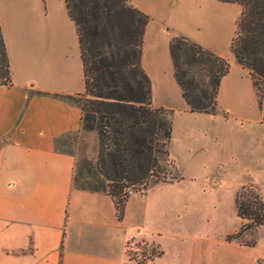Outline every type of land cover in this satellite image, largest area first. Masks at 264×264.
Masks as SVG:
<instances>
[{
    "label": "crops",
    "instance_id": "1",
    "mask_svg": "<svg viewBox=\"0 0 264 264\" xmlns=\"http://www.w3.org/2000/svg\"><path fill=\"white\" fill-rule=\"evenodd\" d=\"M16 1L0 0V22L7 13L13 26L12 32L2 29L10 79L0 84V264L264 262L255 242L225 238L236 227L202 245L189 233H170L190 239V245L174 246L168 253L161 232L145 227V211L132 215L133 195L116 219L107 194L72 185L73 157L57 150L55 142L79 129V106L64 97L83 89L74 24L63 0H55L60 5L41 0V8L30 0L25 22ZM259 123L264 126L261 115ZM129 233L134 241L153 244L158 253L142 263L129 259L124 248Z\"/></svg>",
    "mask_w": 264,
    "mask_h": 264
},
{
    "label": "rangeland",
    "instance_id": "2",
    "mask_svg": "<svg viewBox=\"0 0 264 264\" xmlns=\"http://www.w3.org/2000/svg\"><path fill=\"white\" fill-rule=\"evenodd\" d=\"M130 1L148 14L142 65L151 80L153 105L170 110L171 133L167 159L165 156L159 161L163 167L158 172L159 180L149 178L145 189L131 190L128 196L133 195L132 215L145 211V227L161 232L162 246L169 253L174 246L190 245V239L170 233H189L202 245L206 239L236 227L235 231L243 221L235 215L233 204L240 186H254L264 202V126L259 123L260 109L248 76L228 48L239 12L236 4L217 0ZM29 2L15 3L23 22L28 20ZM36 5L41 8V0ZM5 14L1 31L12 32V22ZM173 35L193 38L229 59L228 72L219 81L213 113L188 111L172 77L167 52V41ZM55 148L71 154L73 167L83 169L84 160L95 159L96 137L78 129L59 137ZM238 238L255 242L256 251L264 255V224L243 231ZM127 249L128 255L142 261L158 253L148 242L133 241ZM257 264L264 262L258 260Z\"/></svg>",
    "mask_w": 264,
    "mask_h": 264
},
{
    "label": "trees",
    "instance_id": "3",
    "mask_svg": "<svg viewBox=\"0 0 264 264\" xmlns=\"http://www.w3.org/2000/svg\"><path fill=\"white\" fill-rule=\"evenodd\" d=\"M217 1L240 7L228 48L234 61L247 69L264 122V0ZM63 4L74 24L83 81L82 92L64 97L79 106V129L92 132L97 142L94 161L84 160L83 169L73 167L72 185L107 194L120 219L128 191L145 189L149 178L158 181V172L163 171L159 161L168 156L170 110L153 105L151 80L142 65L148 15L129 0H63ZM167 52L188 111L213 113L220 78L228 72L227 59L184 35L171 36ZM9 79L0 27V84ZM233 204L243 221L226 239L264 224V202L254 186H240Z\"/></svg>",
    "mask_w": 264,
    "mask_h": 264
},
{
    "label": "built area",
    "instance_id": "4",
    "mask_svg": "<svg viewBox=\"0 0 264 264\" xmlns=\"http://www.w3.org/2000/svg\"><path fill=\"white\" fill-rule=\"evenodd\" d=\"M129 193H131V191L129 190L128 191ZM134 241V237L131 233L127 234L126 235V239H125V243H124V248H125V251H126V254H127V248H128V245Z\"/></svg>",
    "mask_w": 264,
    "mask_h": 264
}]
</instances>
